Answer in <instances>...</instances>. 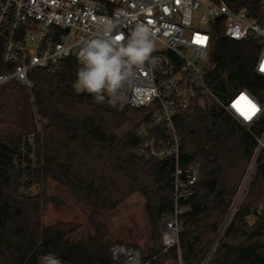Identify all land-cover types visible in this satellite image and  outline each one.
I'll use <instances>...</instances> for the list:
<instances>
[{"label": "trees", "instance_id": "obj_1", "mask_svg": "<svg viewBox=\"0 0 264 264\" xmlns=\"http://www.w3.org/2000/svg\"><path fill=\"white\" fill-rule=\"evenodd\" d=\"M213 1L234 10L261 2ZM222 32L221 27L210 54L215 67L206 75L207 84L222 100L246 88L264 103V76L255 71L260 45ZM81 68L78 58L71 56L56 72L38 67L31 71L35 85L26 91L32 116L25 128L26 134L35 135L36 167L23 153L24 146L31 150L24 133L0 135V264H42L41 258L48 254L68 264H114L105 242L108 231L98 221L102 211L115 209L136 192L145 197L152 232L148 264H166L168 259L201 264L211 251L208 264H264V147L248 196L220 234L264 133V119L247 129L221 105H202L200 95L176 117L183 137L180 165L198 163L202 171L187 201L189 210L182 214L179 246L163 252L160 222L174 205L175 160L135 153L137 126L120 133L130 120L128 108L116 109L108 93L103 103H97L87 92H77L73 85ZM48 179L91 207L93 234L75 240L79 225L43 223L49 204H64L59 196L47 193ZM35 183L40 186L38 194L22 190Z\"/></svg>", "mask_w": 264, "mask_h": 264}, {"label": "built area", "instance_id": "obj_2", "mask_svg": "<svg viewBox=\"0 0 264 264\" xmlns=\"http://www.w3.org/2000/svg\"><path fill=\"white\" fill-rule=\"evenodd\" d=\"M262 6L264 0L237 10L213 0H0V67L4 68L0 87L16 82L31 92L35 85L32 69L56 72L69 57L78 58L83 42L97 31L101 17L113 21L114 35L127 37L137 24L152 30L155 48L150 60L133 68L132 74L108 95L118 110L146 109L136 128L139 141L135 153L145 158L175 160L171 173L174 205L160 222L164 252L179 246L182 214L189 210L187 201L193 196L202 171L198 163L180 165L183 137L176 117L189 110L197 95L202 105L209 104V93L216 96L206 75L215 67L210 54L221 27L228 38L252 40L260 45L255 71L264 76ZM241 97L249 101L250 107L239 104ZM217 99L247 129L264 119V103L246 88L226 100ZM23 138L31 145V150L24 146L23 153L30 157L29 165L36 167L35 135L31 132ZM258 142L237 196L249 187L255 175L264 133ZM23 178L26 180L28 175L25 173ZM22 190L38 194L40 186L35 183ZM238 198L231 206L234 212ZM230 216L229 213V221ZM111 251L114 264H148L152 259L138 248L124 245L114 244ZM211 254L212 251L201 264H208ZM171 263V259L166 261Z\"/></svg>", "mask_w": 264, "mask_h": 264}, {"label": "rangeland", "instance_id": "obj_3", "mask_svg": "<svg viewBox=\"0 0 264 264\" xmlns=\"http://www.w3.org/2000/svg\"><path fill=\"white\" fill-rule=\"evenodd\" d=\"M8 85L7 87H0V135L26 134L25 124L29 122L32 116L30 96L23 85L12 83ZM207 101L209 104H219L217 97L211 93L208 94ZM145 114V108L128 107L130 120L123 126L120 133L123 134L137 126ZM250 188L249 185L243 193L238 195L239 198L235 201L234 206H239L244 202ZM46 190L48 194L63 199L64 204L59 206L49 204L43 212V223L53 225L59 222H68L79 225V231L72 236L75 240L84 234L94 233L93 221L90 217L91 207L79 202L68 188L51 179H48L46 183ZM233 212L234 209H231L230 217L233 216ZM253 219V216L249 217L250 221ZM98 222L104 224L108 231L105 242L110 249L114 244L124 245L138 248L144 256H150V247L153 245L152 232L146 211V200L142 193H134L113 210L102 211ZM228 222L227 219L225 224L223 223L224 226L220 234L223 233ZM47 256L57 258L51 254L45 255L41 258L42 264H47L45 263ZM171 264L176 263L172 260Z\"/></svg>", "mask_w": 264, "mask_h": 264}, {"label": "clouds", "instance_id": "obj_4", "mask_svg": "<svg viewBox=\"0 0 264 264\" xmlns=\"http://www.w3.org/2000/svg\"><path fill=\"white\" fill-rule=\"evenodd\" d=\"M112 20L101 17L97 31L83 42L78 59L82 64L73 87L77 92L90 94L97 103H103L131 74L150 60L155 48L154 33L143 24H137L125 37L115 34ZM264 63V58H262Z\"/></svg>", "mask_w": 264, "mask_h": 264}, {"label": "bare ground", "instance_id": "obj_5", "mask_svg": "<svg viewBox=\"0 0 264 264\" xmlns=\"http://www.w3.org/2000/svg\"><path fill=\"white\" fill-rule=\"evenodd\" d=\"M239 104H242L243 106H245V107H250V103H249V101L248 100H246V99H240L239 101ZM252 111V110H251ZM49 259V260H48ZM47 259V264H65V263H63L61 260H59V259H57V258H55V257H49Z\"/></svg>", "mask_w": 264, "mask_h": 264}, {"label": "snow or ice", "instance_id": "obj_6", "mask_svg": "<svg viewBox=\"0 0 264 264\" xmlns=\"http://www.w3.org/2000/svg\"><path fill=\"white\" fill-rule=\"evenodd\" d=\"M241 99H246L245 97H241Z\"/></svg>", "mask_w": 264, "mask_h": 264}]
</instances>
